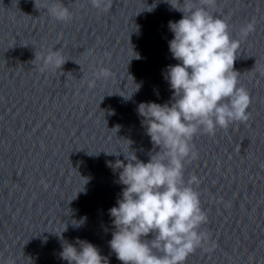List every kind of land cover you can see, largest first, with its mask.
<instances>
[{"label":"water","instance_id":"water-1","mask_svg":"<svg viewBox=\"0 0 264 264\" xmlns=\"http://www.w3.org/2000/svg\"><path fill=\"white\" fill-rule=\"evenodd\" d=\"M36 2L39 9L35 0H0V264H68L61 235L122 264L109 246V210L124 187L113 166L128 163L123 151L145 163L159 151L138 106L172 97L169 22L183 14L165 0H108L106 10L56 0L72 13L62 22ZM214 12L240 40L234 70L250 94V118L193 138L197 157L184 179L199 180L210 239L184 264H264V0H217ZM250 21L255 30L244 38ZM52 49L61 50L62 69L31 62ZM100 68L110 75L89 88Z\"/></svg>","mask_w":264,"mask_h":264},{"label":"clouds","instance_id":"clouds-1","mask_svg":"<svg viewBox=\"0 0 264 264\" xmlns=\"http://www.w3.org/2000/svg\"><path fill=\"white\" fill-rule=\"evenodd\" d=\"M89 2L97 9L108 7V0ZM165 2L183 14L180 20L169 22L173 33L169 51L178 61L164 72L172 97L164 104L138 106L147 135L159 151L151 153L147 163L133 151H123L128 163L117 160L114 166L110 164L122 169L119 182L124 185L117 206L109 210L114 226L109 246L122 264H184L209 241V233L202 230L208 217L193 187L199 180L195 175L184 179L185 163L197 157L192 141L197 134H215L218 127L226 129L250 118L251 97L238 86L240 73L234 70L240 40L232 38L227 21L215 14L217 0ZM35 7L39 9L36 0ZM155 7L148 5L146 10L151 12ZM44 9L58 21L72 18L63 2L45 0ZM254 30L255 22L250 21L240 32L246 38ZM37 61L42 63L41 71L62 69L66 62L60 49L35 51L31 62ZM94 75L95 79L88 81L89 88L110 73L100 68ZM84 219L74 220L73 225L81 226ZM60 239L59 255L68 264H105L106 258L92 243L77 238L76 247L62 235ZM8 264L14 261L9 259Z\"/></svg>","mask_w":264,"mask_h":264}]
</instances>
